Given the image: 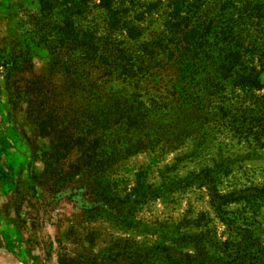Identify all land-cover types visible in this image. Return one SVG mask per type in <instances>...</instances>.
<instances>
[{"label":"rangeland","instance_id":"rangeland-1","mask_svg":"<svg viewBox=\"0 0 264 264\" xmlns=\"http://www.w3.org/2000/svg\"><path fill=\"white\" fill-rule=\"evenodd\" d=\"M157 1L140 3L153 13L156 9L150 4ZM260 1L264 2L235 0V7L244 12L247 4ZM144 11L135 4L128 19L132 21V13L140 16ZM164 12L160 9L157 14H145L141 26H155L164 18ZM260 23L264 24V18L246 24L249 35L259 33ZM58 25L59 0L48 7L41 0H0V246L13 250L20 261L0 252V264H120L111 253H118L113 247L125 239L149 240L152 244L159 240L127 231L116 220L122 213L111 211L100 200L98 190L90 183L93 180L81 174L89 168L92 149L87 153L78 144L79 148L71 151L59 140V58L49 60L47 48L59 46ZM123 38L116 34L112 41L120 44ZM251 67L254 71H245L240 77L233 75L224 82L218 96L205 103L207 115L192 116L195 136L189 138V130L178 124L174 138L182 142L175 149L160 147L119 159L105 172L100 188L126 198L138 187L141 174L147 184L159 185L163 176L184 178L214 169L223 193L253 187L262 190L252 202L229 208L230 216L239 222L238 232L251 239L259 237L262 248L261 58ZM243 76L248 79L245 83H241ZM159 93L154 92L152 99H158ZM101 153H105L103 149ZM202 213L212 220L218 238L226 240L233 234L216 218L205 187L196 185L139 205L133 215L137 221L149 224L178 222Z\"/></svg>","mask_w":264,"mask_h":264},{"label":"trees","instance_id":"trees-1","mask_svg":"<svg viewBox=\"0 0 264 264\" xmlns=\"http://www.w3.org/2000/svg\"><path fill=\"white\" fill-rule=\"evenodd\" d=\"M54 1L41 3L48 7ZM165 1L150 4L156 9L152 13L140 0H59V46L46 44L49 60L59 58V140L71 151L78 144L87 153L92 149L89 168L81 174L93 180L100 200L122 213L116 220L127 231L159 240L152 244L125 239L113 247L119 250L111 253L114 261L264 264V244L261 248L259 237L239 233V222L229 211L234 204L252 202L262 194L259 188L223 193L214 169L184 178L163 176L159 185L147 184L141 174L138 187L126 198L100 188L105 172L119 159L160 147L175 149L182 142L174 138L179 126L189 130V138L195 136L192 116L207 115L205 103L212 102L233 75L254 71L251 66L258 58L264 70V24H258L259 33L253 36L245 29L253 19L264 18L263 1L247 4L244 12L235 7V0ZM135 4L147 11L132 13L131 21ZM158 8L165 9L164 18L142 27L145 14H157ZM116 34L124 37L120 44L112 41ZM154 92H160L158 99H152ZM195 185L205 187L216 218L233 230L226 240L218 238L205 213L149 224L133 215L139 205ZM0 252L20 262L8 247L1 245Z\"/></svg>","mask_w":264,"mask_h":264}]
</instances>
